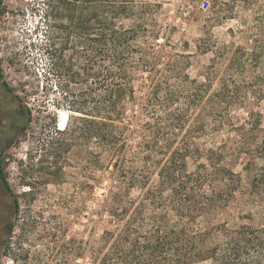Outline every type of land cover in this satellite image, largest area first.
Returning a JSON list of instances; mask_svg holds the SVG:
<instances>
[{"label": "trees", "instance_id": "16d2710c", "mask_svg": "<svg viewBox=\"0 0 264 264\" xmlns=\"http://www.w3.org/2000/svg\"><path fill=\"white\" fill-rule=\"evenodd\" d=\"M55 1L46 17L62 23L34 45L45 62L40 74L50 101L70 113L63 135L92 143L97 184L110 181L92 243L84 244L91 264H262L264 223L219 220L230 216L243 187V176L226 163L230 149L224 144L205 154L197 142L261 123L254 107L264 102V0H246L251 16L229 29L232 41L211 35L197 45L212 54L199 77L190 72V43L175 42L177 26L159 23V4ZM211 1V21L239 17L241 0ZM202 16L197 9L194 17ZM238 110L248 113L240 125ZM246 151L255 155L244 171L264 201V138ZM6 227L13 230L12 220Z\"/></svg>", "mask_w": 264, "mask_h": 264}, {"label": "rangeland", "instance_id": "374dc122", "mask_svg": "<svg viewBox=\"0 0 264 264\" xmlns=\"http://www.w3.org/2000/svg\"><path fill=\"white\" fill-rule=\"evenodd\" d=\"M149 1L160 5L157 19L161 25L177 26L174 41L190 43L193 77L201 76L212 59L211 53L201 54L197 45L211 35L219 43L232 41L229 29L238 27L240 17L251 16L246 0L238 3L237 19L223 22L211 21V0H201L197 5L189 0ZM55 2L0 0V96L5 104L0 108V132L7 128L12 133L0 146V160L3 176L11 188V197L4 193L3 200L10 213H14L13 230L4 232L1 264H91V255L84 252V244L92 243L96 211L110 188L109 180L97 184L98 151H94L92 143L85 145L79 135H63L70 113L50 101L40 74L45 62L34 45L42 34L62 23L46 17L49 5ZM197 9L205 16L195 18ZM254 110L262 114L261 123L254 120L257 125L254 129L251 125L240 132L226 129L197 142L205 154L210 148L226 144L230 149L226 151L227 165L243 176L242 191L229 209L230 216L219 219H226L231 226L258 227L264 223V201L255 194L244 171L255 155V151L246 149L264 138V102L260 107L255 105ZM29 112L32 119L28 122ZM236 115L240 118L239 125L248 118L247 111L238 110ZM134 139L133 150L138 145V138ZM134 152L129 151V155ZM255 161L263 165L261 160ZM200 162L206 163V158ZM195 169L196 163L189 159L188 171Z\"/></svg>", "mask_w": 264, "mask_h": 264}, {"label": "flooded vegetation", "instance_id": "af4514ba", "mask_svg": "<svg viewBox=\"0 0 264 264\" xmlns=\"http://www.w3.org/2000/svg\"><path fill=\"white\" fill-rule=\"evenodd\" d=\"M5 107L4 104V100L2 99V97L0 96V108ZM7 127L4 126V128ZM7 130V128H6ZM12 137V133L7 134L6 132L3 133V131L1 130L0 132V146H2V142H6V140H8V138ZM1 164H0V187H3V189H5L4 191L1 190L0 188V264L3 260V255H4V246H5V241H4V232H10L9 228L6 227L7 224L10 223V221L12 220V218L14 217V213H10V209L8 208L7 205H5V200H3V196L4 193L7 192V189L5 187L4 181H3V177H2V161L0 160ZM13 206L16 207V204L13 203ZM4 218L7 219L8 221L5 222Z\"/></svg>", "mask_w": 264, "mask_h": 264}, {"label": "bare ground", "instance_id": "6f19581e", "mask_svg": "<svg viewBox=\"0 0 264 264\" xmlns=\"http://www.w3.org/2000/svg\"><path fill=\"white\" fill-rule=\"evenodd\" d=\"M64 126H65V124H64V123H62V124H61V128L63 129V127H64Z\"/></svg>", "mask_w": 264, "mask_h": 264}]
</instances>
